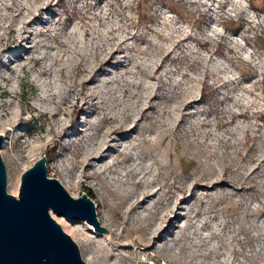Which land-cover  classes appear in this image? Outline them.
Instances as JSON below:
<instances>
[{
  "label": "rangeland",
  "instance_id": "374dc122",
  "mask_svg": "<svg viewBox=\"0 0 264 264\" xmlns=\"http://www.w3.org/2000/svg\"><path fill=\"white\" fill-rule=\"evenodd\" d=\"M137 2L0 0L7 191L45 156L86 192L89 264H264L263 2Z\"/></svg>",
  "mask_w": 264,
  "mask_h": 264
},
{
  "label": "water",
  "instance_id": "95a60500",
  "mask_svg": "<svg viewBox=\"0 0 264 264\" xmlns=\"http://www.w3.org/2000/svg\"><path fill=\"white\" fill-rule=\"evenodd\" d=\"M3 143L0 134V149ZM51 212L109 232L100 226L87 193L74 197L57 178L48 176L45 156L21 174L18 196L9 193L0 153V264H89Z\"/></svg>",
  "mask_w": 264,
  "mask_h": 264
},
{
  "label": "bare ground",
  "instance_id": "6f19581e",
  "mask_svg": "<svg viewBox=\"0 0 264 264\" xmlns=\"http://www.w3.org/2000/svg\"><path fill=\"white\" fill-rule=\"evenodd\" d=\"M46 8V7H45ZM22 12V11H21ZM191 103V102H190ZM187 104H189V103H187ZM188 106V105H187ZM76 113H78V112H76ZM76 116V115H75ZM74 116V117H75ZM251 136V135H250ZM252 138V137H251ZM46 168H47V166H46ZM224 175V174H223ZM220 176H222V175H220ZM220 176L218 177V178H220ZM223 177V176H222ZM223 180V182L225 183V177H223L222 178ZM221 180V179H220ZM222 181H220V182H222ZM216 182H218V181H216ZM61 183V182H60ZM203 183V182H202ZM202 183H200L199 181H194V187H198V186H202ZM62 184V183H61ZM213 184V183H212ZM205 185V184H204ZM253 187V186H252ZM14 190H16L17 191V183L15 182V184H14V189H13V191ZM86 193V192H85ZM182 197H183V195H182ZM185 197V196H184ZM179 201V200H178ZM182 201V200H181ZM94 202V201H93ZM95 204V203H94ZM178 205V204H177ZM178 210V209H177ZM95 211H96V205H95ZM178 213V212H177ZM54 214H56V213H54V212H51V215H53L54 216ZM116 214V213H115ZM118 214V213H117ZM57 216H55V218H56V220H57V222L71 235V237H72V239L75 241V242H77V243H79L80 244V242L81 243H83V241H85V242H90V239H88L87 238V236L85 235V233H84V231H82V230H80V227L78 226V225H74L72 222H70L67 218H65V217H63V215H58V214H56ZM96 215H97V220L100 222V223H103V219L99 216V214H98V212L96 213ZM174 215V214H173ZM52 216V217H53ZM178 215H174V218H176ZM170 217V216H169ZM54 218V217H53ZM54 218V219H55ZM168 221V220H167ZM173 221V220H172ZM169 223H171V220L170 221H168L167 222V225H166V227H160L159 228V231L160 232H166V230L168 229L167 228V226H169L170 224ZM171 226V225H170ZM92 230H93V228L92 227H90ZM94 231V230H93ZM98 231V230H97ZM110 231V230H109ZM114 231V230H113ZM116 231V230H115ZM95 232V231H94ZM124 245V244H123ZM96 247L98 248V249H100V250H102L105 254H107L108 252H109V249H108V247L106 246V244L103 242V241H98V243H97V245H96ZM87 258L89 259V260H92V256L90 255V253H87ZM107 264H112V263H107Z\"/></svg>",
  "mask_w": 264,
  "mask_h": 264
},
{
  "label": "trees",
  "instance_id": "16d2710c",
  "mask_svg": "<svg viewBox=\"0 0 264 264\" xmlns=\"http://www.w3.org/2000/svg\"><path fill=\"white\" fill-rule=\"evenodd\" d=\"M141 1L142 0H138L137 4L138 6L141 4ZM250 4L251 5H254V0H249ZM263 2V7H262V10L264 11V0H262ZM141 10L138 9V17L140 15H142V13L140 14ZM223 25L224 27L228 30L229 29V24L232 26L231 28L234 30V29H238V28H241L243 26V19L242 18H237V19H234V18H230V19H223ZM262 82L264 83V73L262 75ZM207 89H213V86H211L210 84H205L204 86L201 87L200 89V99L203 101V102H208L210 99H211V96L212 94L210 92H207Z\"/></svg>",
  "mask_w": 264,
  "mask_h": 264
}]
</instances>
